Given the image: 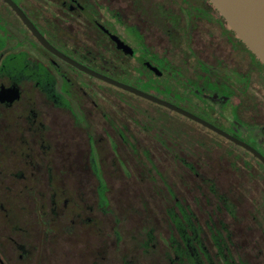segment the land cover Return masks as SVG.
I'll return each instance as SVG.
<instances>
[{"label": "flooded vegetation", "instance_id": "af4514ba", "mask_svg": "<svg viewBox=\"0 0 264 264\" xmlns=\"http://www.w3.org/2000/svg\"><path fill=\"white\" fill-rule=\"evenodd\" d=\"M0 264H264V62L210 0H0Z\"/></svg>", "mask_w": 264, "mask_h": 264}, {"label": "water", "instance_id": "95a60500", "mask_svg": "<svg viewBox=\"0 0 264 264\" xmlns=\"http://www.w3.org/2000/svg\"><path fill=\"white\" fill-rule=\"evenodd\" d=\"M229 28L264 62V0H210Z\"/></svg>", "mask_w": 264, "mask_h": 264}]
</instances>
